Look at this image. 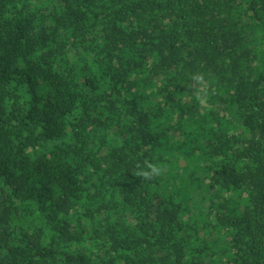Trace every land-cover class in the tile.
Wrapping results in <instances>:
<instances>
[{
    "label": "trees",
    "instance_id": "obj_1",
    "mask_svg": "<svg viewBox=\"0 0 264 264\" xmlns=\"http://www.w3.org/2000/svg\"><path fill=\"white\" fill-rule=\"evenodd\" d=\"M0 264H264V0H0Z\"/></svg>",
    "mask_w": 264,
    "mask_h": 264
},
{
    "label": "clouds",
    "instance_id": "obj_2",
    "mask_svg": "<svg viewBox=\"0 0 264 264\" xmlns=\"http://www.w3.org/2000/svg\"><path fill=\"white\" fill-rule=\"evenodd\" d=\"M196 78H199V76H197ZM145 169H142L140 171H138L136 173V176L141 177L143 179H153L157 176H159L162 171H163V167L156 165V164H152V163H148L147 161L145 162Z\"/></svg>",
    "mask_w": 264,
    "mask_h": 264
}]
</instances>
